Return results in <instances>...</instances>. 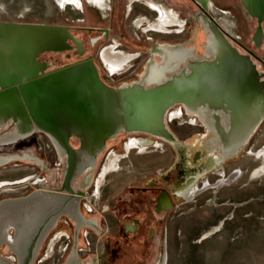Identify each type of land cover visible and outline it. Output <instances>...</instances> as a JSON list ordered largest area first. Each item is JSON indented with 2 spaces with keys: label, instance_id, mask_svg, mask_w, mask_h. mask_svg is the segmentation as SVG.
I'll use <instances>...</instances> for the list:
<instances>
[{
  "label": "flooded vegetation",
  "instance_id": "af4514ba",
  "mask_svg": "<svg viewBox=\"0 0 264 264\" xmlns=\"http://www.w3.org/2000/svg\"><path fill=\"white\" fill-rule=\"evenodd\" d=\"M55 1L63 9L61 25L20 18L0 23L61 27L63 50L38 57L48 65L45 75L94 63L118 94L122 122L112 100L52 114V134L41 132L44 123L33 117L0 113V167L26 163L42 176L33 186L2 190L0 264L25 257H34L33 264H184L183 241L193 227L183 223L193 211L188 204L205 182L229 175L264 125V0ZM161 13L175 23L146 32ZM133 30L167 36L134 37ZM106 52L123 63L120 71L104 63ZM172 88L177 94L168 102L142 122H128L125 108L133 107L123 99L128 104L134 91ZM116 128L122 129L109 131ZM40 135L49 160L37 153ZM65 139L79 154H59L55 141ZM132 142L138 155L161 149L162 158L131 162L113 185L105 180L98 188L102 158L114 148L127 152L119 162L129 158Z\"/></svg>",
  "mask_w": 264,
  "mask_h": 264
},
{
  "label": "rangeland",
  "instance_id": "374dc122",
  "mask_svg": "<svg viewBox=\"0 0 264 264\" xmlns=\"http://www.w3.org/2000/svg\"><path fill=\"white\" fill-rule=\"evenodd\" d=\"M0 8L5 12L0 11V19L20 18L30 22L63 24V9L55 0H0ZM78 14L77 11H72L73 16ZM176 29L172 26L169 31ZM147 35L154 39L167 36L159 32L139 34L133 30L134 37ZM38 138L41 144L37 153H43L44 159L49 160V144L42 135ZM263 149L264 125L250 142L245 155L228 168L229 175L226 178L235 175L237 171H241L240 177L222 188H210L201 192L188 204V209L193 211L185 216L183 223L193 227L188 228V238L183 241L185 247L182 248L181 258L184 264H264V173L254 177V172L262 167V161L256 159V155ZM147 152L149 154L138 155L135 150H131L129 158L118 163V171L131 165V162L145 163L146 158L149 161L162 158L161 149H149ZM114 153L119 157L126 156L121 148L110 150L101 160L96 182ZM118 171L105 175V185L111 186L113 181L120 179L122 173ZM38 178L41 179L42 176L33 165L19 162L6 164L0 167V195L3 189L33 186ZM224 178L223 176L210 184L214 187ZM204 186L205 184L202 190ZM217 219L221 221L219 224L215 223ZM212 221L214 224L209 225ZM210 226H214V229L206 231L205 227Z\"/></svg>",
  "mask_w": 264,
  "mask_h": 264
},
{
  "label": "water",
  "instance_id": "95a60500",
  "mask_svg": "<svg viewBox=\"0 0 264 264\" xmlns=\"http://www.w3.org/2000/svg\"><path fill=\"white\" fill-rule=\"evenodd\" d=\"M62 38L63 29L58 26L0 23V88L3 90L0 94V113L16 111L27 119L33 117L44 123L39 127L41 132L52 134L47 125L52 114L75 109L89 111L105 104L104 101L112 100L111 104L117 106L116 121L121 123L118 94L101 81L94 63L45 75L48 65L41 63L38 57L45 51L61 52ZM228 51V56L232 57L233 53ZM125 93L121 91L122 95ZM139 94L141 96L134 91L133 101L128 104L123 99L125 107H133H124L130 112H126V115L129 114L128 122H142L147 114H152L154 107L168 102L177 93L172 88L146 94L141 90ZM120 129L109 131L114 134ZM68 131L70 127L61 129L66 137ZM55 147L60 155L79 154V151L72 149L67 139L63 144L55 141ZM7 203H2L1 207ZM33 261L34 257L20 258L18 264H33ZM4 263L2 260L1 264Z\"/></svg>",
  "mask_w": 264,
  "mask_h": 264
},
{
  "label": "bare ground",
  "instance_id": "6f19581e",
  "mask_svg": "<svg viewBox=\"0 0 264 264\" xmlns=\"http://www.w3.org/2000/svg\"><path fill=\"white\" fill-rule=\"evenodd\" d=\"M61 1H62V4H63V2L66 1V0H61ZM71 1L74 2L75 0H71ZM159 16H160V20L158 22L156 21L154 23H150L149 26L145 28L146 32H149V31H152V30L153 31H158L162 27L166 28L167 25L175 23L173 18L171 17V15L167 16V15H164L163 13H161V15H159ZM160 30H162V29H160ZM111 51H112V49H111ZM114 56H112L109 52L104 53V55H103V58H104V61H105L104 63H106V65L111 70V72H118V71H120L123 68V63L121 61H118L117 59H114ZM135 145H136L135 142H132V143L128 144L126 146L127 151H130L132 148L135 147ZM141 152H144V149H141ZM256 157H257L256 159L262 161V167H260L258 170H256L254 172V177H258V176L262 175V173H264V149L262 151H260L259 153H257ZM119 160H120V157L116 156L115 154H112L110 156L109 161H108L107 165L105 166V168L103 169L98 182H96L97 183L96 186L98 188L102 184L103 180H105L104 177H105V175L107 173H109L111 171L114 172V171H118L119 170V165H118ZM240 175H241V171H237L235 173V175H233V176H231L229 178L225 177L220 182H218L216 184V186H214V187L210 183H205L204 189L201 192L207 191L210 188L217 189V188H222L225 185L232 184L236 178L240 177Z\"/></svg>",
  "mask_w": 264,
  "mask_h": 264
}]
</instances>
